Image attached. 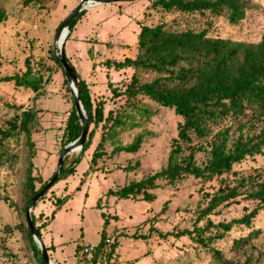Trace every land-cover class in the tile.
Segmentation results:
<instances>
[{
  "label": "rangeland",
  "instance_id": "1",
  "mask_svg": "<svg viewBox=\"0 0 264 264\" xmlns=\"http://www.w3.org/2000/svg\"><path fill=\"white\" fill-rule=\"evenodd\" d=\"M77 2L0 0V8L5 12L0 22V75L21 74L28 62L34 74L39 73L44 80L40 94L11 81L0 82V128L6 127L7 121L19 111L28 107L36 110L30 136L34 147H28L22 135L6 140L13 159L0 166V264H40L24 233L14 227L21 225L24 219L21 189L31 152L34 150L35 154L31 158L35 166L31 173L38 175L40 181L54 170L61 131L72 99L63 72L52 58L53 35ZM82 10L64 40V54L85 81L92 102L102 101L103 116L120 115L124 122L114 130L103 131L104 153L94 163H90L93 148L109 121L99 122L95 127L89 124L91 142L74 172L54 183L31 209L34 224H44L39 232L48 247L50 260L54 264H89L92 252L83 253L82 246H95L103 232L104 238H114L115 246L107 259L101 256L93 264H103L104 260L106 264H212L210 250L200 245L194 236H174L173 232L193 227L197 214L206 205V194L216 190L219 178L230 184L239 177L259 175L264 178V154L246 157L218 178L202 181L186 176L173 184L156 181L158 186L151 190L155 198L150 202L138 197L121 199L106 195L108 189L138 180L165 165L176 124L181 118L141 94L130 99L121 93L115 96L111 88L121 92L133 70L105 67L103 62L133 57L137 52L136 35L142 24L161 22L174 31L204 29L208 36L257 42L264 35V0H248L244 17L235 24L228 23L223 14L153 8L150 0H118ZM135 75L139 81H145L153 73L138 70ZM138 134L142 139L136 152L110 153L115 145L129 143ZM77 151L66 156L65 164ZM200 158L201 154L196 152L195 159ZM62 194L67 196L49 222L51 203ZM253 205L254 202L239 195L236 202L228 206L220 204L201 217L196 226L204 225L206 219L211 223L228 221L240 216L244 207L249 209ZM250 230L257 235L250 240L248 251L263 260V209L257 212L249 227L235 225L210 245L225 257H243L230 250L229 245L233 238L244 236ZM139 234L145 238H139ZM105 245L108 251L109 246Z\"/></svg>",
  "mask_w": 264,
  "mask_h": 264
},
{
  "label": "trees",
  "instance_id": "2",
  "mask_svg": "<svg viewBox=\"0 0 264 264\" xmlns=\"http://www.w3.org/2000/svg\"><path fill=\"white\" fill-rule=\"evenodd\" d=\"M150 5L164 11L175 10L186 13L207 11L214 15L223 14L228 23L235 24L244 17L248 0H150ZM89 6L90 4L87 5ZM82 13L83 10L79 11L69 21L68 34ZM4 18V9L0 8V22ZM136 47L137 52L133 57L104 60L105 67L111 66L114 69L129 67L133 70L131 79L124 89L116 92V88H111L112 93L115 96L121 93L126 99L141 94L150 101L171 109L181 120L176 124V133L171 139L165 165L138 180H130L116 189H108L106 195L121 199L138 197L150 202L155 198L151 190L158 186L156 181L163 180L165 183L173 184L186 176L206 181L230 172L233 164L246 157L264 154V35H261L257 42H245L208 36L204 29L174 31L160 22L139 26ZM52 58L61 68L59 60L54 55ZM71 67L73 68L72 65ZM138 70L151 72L153 76L148 80L139 81L135 75ZM74 72L78 78L79 100L88 121L87 127L89 124L95 127L99 122L109 121L108 126L102 129L93 148L90 163H94L104 153V133L114 130L124 121L120 115L103 116L102 101L92 102L85 81L75 70ZM9 81L16 86L27 87L35 94L41 93V83L44 82L39 73L34 74L28 62L21 74L0 75V82ZM35 121L36 110L28 107L14 114L7 121V126L0 128V166L13 159L12 149L8 148L6 142L8 138L22 135L28 147H34L30 136ZM80 129L71 101L60 135L59 150L65 143L74 140L79 135ZM91 138L92 130H87L86 137L73 159L65 164L69 153L63 157L57 178L39 199L54 183L74 172L83 151L90 145ZM141 139L142 135L138 134L129 143L115 145L110 153H134ZM196 152L201 154L199 160L195 159ZM34 155L33 150L31 156ZM31 158L27 162L21 189L23 212L29 198L53 174L52 172L47 179L40 181L38 175L31 173V169L34 170L35 167ZM218 180L219 185L216 190L206 194V205L197 214L193 227L173 232V235L194 236L200 245L210 250L212 264H264V259L253 257L248 251L251 247L250 240L257 235L253 230L248 231L244 236L233 238L230 242L229 249L240 253L243 257H225L220 250L210 245L215 239L222 238L223 234L235 225L249 227L257 212L260 209L264 210V178L259 175L239 177L234 178L232 184L222 178ZM35 182L38 183L37 187ZM239 195L245 200L254 202V205L249 209L244 207L240 216L228 221L211 223L206 219L204 225L196 226L201 217L211 213L220 204L228 206L236 202V197ZM66 196V194L56 196L51 203L53 208L48 214L49 222ZM30 217L34 224L35 217L32 213ZM43 225V222L35 225L38 232ZM14 228L24 233L32 253L37 256L40 263V253L32 240L25 217L23 223ZM207 231H210L209 234H205ZM157 233L161 236L166 235ZM138 237L145 238L143 234H139ZM108 240L109 242L106 243L101 232L89 264H93L94 260L101 256L108 258L115 246L114 238ZM105 244L109 246L108 251ZM106 263L104 260L103 264Z\"/></svg>",
  "mask_w": 264,
  "mask_h": 264
},
{
  "label": "water",
  "instance_id": "3",
  "mask_svg": "<svg viewBox=\"0 0 264 264\" xmlns=\"http://www.w3.org/2000/svg\"><path fill=\"white\" fill-rule=\"evenodd\" d=\"M118 0H78V2L73 6V8L67 13V15L61 20L59 26L53 35V46L52 51L53 55L59 60V63L62 68L63 76L65 79V83L69 94L72 99L73 107L75 110V114L78 117L79 124L81 126L79 135L72 141L65 143L57 154V159L55 162L53 174L46 182L43 184L41 188H39L28 200L25 210L24 217L26 225L29 228L30 235L32 240L35 242L39 253H40V264H54L48 255L46 250V246L42 240L40 233L38 232L36 226L32 223L30 217V211L34 205V203L40 198V196L45 192V190L55 181L59 174V170L62 165L63 157L74 151L80 149L87 132V118L85 115V111L82 107V104L79 100V89H78V78L71 67L68 60L64 55V40L68 33V23L69 21L83 8L86 7L87 4L90 3L91 6L108 3V2H116ZM64 33V34H63Z\"/></svg>",
  "mask_w": 264,
  "mask_h": 264
},
{
  "label": "built area",
  "instance_id": "4",
  "mask_svg": "<svg viewBox=\"0 0 264 264\" xmlns=\"http://www.w3.org/2000/svg\"><path fill=\"white\" fill-rule=\"evenodd\" d=\"M105 242L106 243H108L109 242V240H108V238H105ZM94 250H95V247L94 246H82V252L83 253H87V252H94Z\"/></svg>",
  "mask_w": 264,
  "mask_h": 264
},
{
  "label": "bare ground",
  "instance_id": "5",
  "mask_svg": "<svg viewBox=\"0 0 264 264\" xmlns=\"http://www.w3.org/2000/svg\"><path fill=\"white\" fill-rule=\"evenodd\" d=\"M90 4V3H89ZM88 5V4H87ZM87 5H86V7H87ZM64 34V33H63Z\"/></svg>",
  "mask_w": 264,
  "mask_h": 264
},
{
  "label": "crops",
  "instance_id": "6",
  "mask_svg": "<svg viewBox=\"0 0 264 264\" xmlns=\"http://www.w3.org/2000/svg\"><path fill=\"white\" fill-rule=\"evenodd\" d=\"M53 245V244H52ZM54 246V245H53ZM56 264V263H55Z\"/></svg>",
  "mask_w": 264,
  "mask_h": 264
}]
</instances>
